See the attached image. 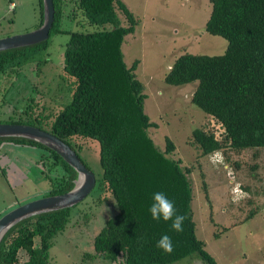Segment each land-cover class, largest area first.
Segmentation results:
<instances>
[{
    "label": "trees",
    "instance_id": "trees-1",
    "mask_svg": "<svg viewBox=\"0 0 264 264\" xmlns=\"http://www.w3.org/2000/svg\"><path fill=\"white\" fill-rule=\"evenodd\" d=\"M38 1L40 26L43 7L42 0ZM65 1L53 0L54 21L47 41L0 52V77L26 65H42L51 37L67 34L63 78L58 86L66 85L72 91L70 102L62 101L45 115L43 107L35 114L27 105L22 119L4 122L51 133L69 145L87 168L79 155L83 148L79 140L97 144L102 173L95 187L98 195L106 192L112 197L116 213L94 236L93 255L86 258L99 257L102 264H173L196 255L204 264H216L195 234L190 171L170 156L175 150L170 138L165 137L163 151L156 147L148 131L157 125L144 112L145 86L135 75L139 61L130 67L124 62L122 45L134 33L138 20L119 0H70L86 24L95 29L67 32L59 26ZM209 3L211 12L204 30L226 40L224 53H185L172 64L164 82L176 87L197 83L191 104L218 122L224 138L219 141L213 133L196 128L192 143L201 156L220 152L230 163L228 154L264 148V0ZM2 143L41 150L43 166L49 173H59L53 178L45 175L50 184L46 196L64 194L74 187L77 173L54 151L21 138H0ZM230 164L236 169L240 166L236 161ZM158 191L173 202L175 214L185 217L182 231L171 228V219L151 218L148 208L152 194ZM77 206L33 216L13 226L0 244V264H52L49 250L55 237L66 230ZM163 235L171 239L170 252L156 246Z\"/></svg>",
    "mask_w": 264,
    "mask_h": 264
},
{
    "label": "rangeland",
    "instance_id": "rangeland-1",
    "mask_svg": "<svg viewBox=\"0 0 264 264\" xmlns=\"http://www.w3.org/2000/svg\"><path fill=\"white\" fill-rule=\"evenodd\" d=\"M71 1H65L60 28L67 32L93 31L95 28L86 24ZM119 1L138 20L134 33L126 36L122 45L124 62L130 67L139 61L135 75L145 86L144 112L157 125L148 131L156 147L163 151L165 137L170 138L175 146L170 156L190 171L197 238L205 243V250L216 264H264V148L228 154L230 163L240 164L238 169L227 163L220 152L201 156L192 143V131L202 128L221 141L223 129L191 104L197 83L176 87L164 82L172 64L185 53L210 56L224 53L226 40L204 30L211 12L209 0ZM117 12L125 22L121 12ZM38 26V0H0V39L32 32ZM68 40L67 34L52 36L43 53L45 63L26 65L0 77V121L22 119L27 105L32 106L35 114L43 107L45 115L62 101L70 102L72 91L66 85L58 86L59 81L62 83ZM79 143L83 147L81 159L99 179L102 171L97 144L83 140ZM40 154L33 147L0 145V217L49 191L45 175L53 178L59 173L56 170L49 173ZM252 210L256 214L244 221ZM115 213L112 197L106 192L98 195L95 187L73 209L66 230L55 237L49 250L52 264H102L99 257L85 255H93L94 236ZM173 264L204 263L193 255Z\"/></svg>",
    "mask_w": 264,
    "mask_h": 264
},
{
    "label": "water",
    "instance_id": "water-1",
    "mask_svg": "<svg viewBox=\"0 0 264 264\" xmlns=\"http://www.w3.org/2000/svg\"><path fill=\"white\" fill-rule=\"evenodd\" d=\"M43 19L32 32L0 39V52L25 48L47 41L54 21L53 0H42ZM0 138L27 139L54 151L77 173L74 187L60 195L45 196L19 205L0 217V244L5 234L19 222L40 214L72 208L95 188V175L80 161L69 145L40 128L26 124L0 123Z\"/></svg>",
    "mask_w": 264,
    "mask_h": 264
},
{
    "label": "clouds",
    "instance_id": "clouds-1",
    "mask_svg": "<svg viewBox=\"0 0 264 264\" xmlns=\"http://www.w3.org/2000/svg\"><path fill=\"white\" fill-rule=\"evenodd\" d=\"M148 212L153 220H172L171 228L177 232L182 231V223L185 219L183 215L175 214L173 202L163 193L154 192L152 194V202L148 208ZM156 246L162 248L166 252L172 250V242L168 235H163L157 241Z\"/></svg>",
    "mask_w": 264,
    "mask_h": 264
},
{
    "label": "flooded vegetation",
    "instance_id": "flooded-vegetation-1",
    "mask_svg": "<svg viewBox=\"0 0 264 264\" xmlns=\"http://www.w3.org/2000/svg\"><path fill=\"white\" fill-rule=\"evenodd\" d=\"M10 120V119H9ZM13 120V119H12ZM19 120V119H18ZM8 121V120H7ZM17 121V120H16ZM5 123V122H4ZM7 124H18V123H9V122H6ZM20 124V123H19ZM39 151H41V150H39ZM48 192H46V194H47ZM44 196V195H43ZM46 196V195H45ZM44 196V197H45ZM50 196V195H49Z\"/></svg>",
    "mask_w": 264,
    "mask_h": 264
}]
</instances>
